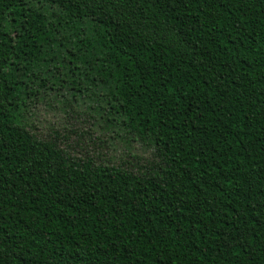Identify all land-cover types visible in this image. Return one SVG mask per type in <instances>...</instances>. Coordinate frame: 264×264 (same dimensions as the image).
<instances>
[{
	"label": "trees",
	"instance_id": "trees-1",
	"mask_svg": "<svg viewBox=\"0 0 264 264\" xmlns=\"http://www.w3.org/2000/svg\"><path fill=\"white\" fill-rule=\"evenodd\" d=\"M87 21L149 170L23 121L57 27ZM0 264H264V0H0Z\"/></svg>",
	"mask_w": 264,
	"mask_h": 264
},
{
	"label": "rangeland",
	"instance_id": "rangeland-1",
	"mask_svg": "<svg viewBox=\"0 0 264 264\" xmlns=\"http://www.w3.org/2000/svg\"><path fill=\"white\" fill-rule=\"evenodd\" d=\"M33 5L44 7L51 18L58 12L48 4L35 1ZM57 28L56 43L45 48L42 62L33 68L38 79L30 87L38 88L39 94L26 101L24 123L40 138L56 141L74 158L88 156L96 163L122 165L135 172L153 168L158 161L152 140L122 122L109 102L108 90L91 68L100 52L86 48L83 40L95 38L93 23ZM43 79L48 80L45 85Z\"/></svg>",
	"mask_w": 264,
	"mask_h": 264
}]
</instances>
